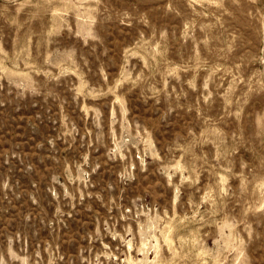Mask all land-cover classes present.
Instances as JSON below:
<instances>
[{"label":"rangeland","instance_id":"374dc122","mask_svg":"<svg viewBox=\"0 0 264 264\" xmlns=\"http://www.w3.org/2000/svg\"><path fill=\"white\" fill-rule=\"evenodd\" d=\"M0 264H264V0H0Z\"/></svg>","mask_w":264,"mask_h":264}]
</instances>
